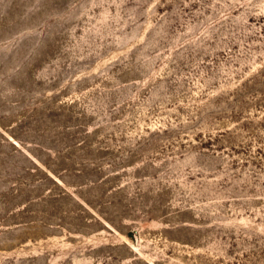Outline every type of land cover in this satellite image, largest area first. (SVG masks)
<instances>
[{
	"label": "rangeland",
	"instance_id": "rangeland-1",
	"mask_svg": "<svg viewBox=\"0 0 264 264\" xmlns=\"http://www.w3.org/2000/svg\"><path fill=\"white\" fill-rule=\"evenodd\" d=\"M0 264H264V0H0Z\"/></svg>",
	"mask_w": 264,
	"mask_h": 264
},
{
	"label": "trees",
	"instance_id": "trees-1",
	"mask_svg": "<svg viewBox=\"0 0 264 264\" xmlns=\"http://www.w3.org/2000/svg\"><path fill=\"white\" fill-rule=\"evenodd\" d=\"M81 205V207L83 208V210L87 211V209H85V207L82 205V203H79ZM89 204V203H88Z\"/></svg>",
	"mask_w": 264,
	"mask_h": 264
}]
</instances>
